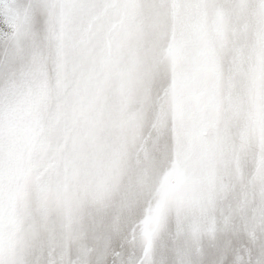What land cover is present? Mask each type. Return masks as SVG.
Listing matches in <instances>:
<instances>
[{
    "label": "snow or ice",
    "instance_id": "obj_1",
    "mask_svg": "<svg viewBox=\"0 0 264 264\" xmlns=\"http://www.w3.org/2000/svg\"><path fill=\"white\" fill-rule=\"evenodd\" d=\"M0 264H264V0H0Z\"/></svg>",
    "mask_w": 264,
    "mask_h": 264
}]
</instances>
